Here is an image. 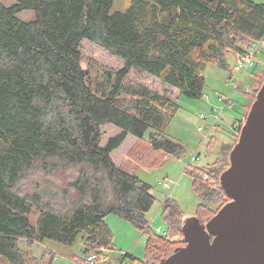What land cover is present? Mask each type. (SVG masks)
<instances>
[{"label": "trees", "instance_id": "1", "mask_svg": "<svg viewBox=\"0 0 264 264\" xmlns=\"http://www.w3.org/2000/svg\"><path fill=\"white\" fill-rule=\"evenodd\" d=\"M14 1L10 7L0 2V264H44L21 250V240L73 245L83 235L86 254L102 247L111 252L106 217L118 215L146 232L147 214L156 202L152 186L121 169L113 154L130 136L171 157L185 154V147L165 134L178 103L132 82L130 70L137 68L199 101L206 67L229 70L228 48L241 52L264 38V4L131 0L125 11H114V0ZM28 10L35 19L20 20L18 14ZM86 40L121 58L125 67L90 61L82 67ZM257 82L264 84V72ZM252 102L244 106L246 115ZM109 125L117 134L102 143ZM37 166L52 174L69 172L61 192H52V208L45 207V192L20 193ZM228 166L229 156L205 182L194 175H210L213 164L204 168L207 172L188 167L203 199L196 211L202 223L229 202L219 183ZM178 209L173 201L163 204L169 236L152 234L145 260L124 252L120 263L156 264L184 246L185 241L170 238L175 231L183 237ZM33 210L39 213L36 222Z\"/></svg>", "mask_w": 264, "mask_h": 264}, {"label": "rangeland", "instance_id": "2", "mask_svg": "<svg viewBox=\"0 0 264 264\" xmlns=\"http://www.w3.org/2000/svg\"><path fill=\"white\" fill-rule=\"evenodd\" d=\"M130 1L114 0V11H125L130 5ZM251 1L261 3V5L264 4V0ZM0 2L8 7L16 4L14 0H0ZM18 18L22 21L30 22L35 19V13L30 10L23 11L18 14ZM81 53L84 56L82 67L85 69L88 66L86 63L88 61L116 70L117 68L123 69L125 67V62L121 58L112 55L102 47L87 40L82 42ZM229 64V70H224L217 65L206 67L203 71L205 78L204 95L199 101L179 95V91L163 84L160 79L137 68L130 70L129 76L132 82L141 83L160 93H166L172 96L178 103V111L167 126L165 134L167 137L180 142L185 147V154L180 158L172 157L163 164L152 165L149 171L145 169L139 170L138 177L152 186V193L156 198L154 206L147 214L149 222L148 231L142 232L132 223L118 215H108L106 223L113 235V238H111L113 250L112 252L107 251V256H109L108 261L104 263L105 260L102 258L97 261V264H121L120 255L124 254V252L131 253L137 258L145 260L147 258L146 244L150 236L156 233L157 226L162 225L165 230H168L162 210L163 204L166 201L175 202L184 219H190V217L196 215L198 206L203 203V199L194 189V177L189 172L188 167L190 171L198 170L199 172L202 169V171L207 172L208 169L204 168L213 164L211 174L203 175L214 179L218 171L226 165L229 150L234 147L237 143L236 141L239 139L241 129L237 133H234L235 128L233 126L235 121L241 118V110L244 106L252 101L253 104L256 99L257 95L248 93L252 87H263L262 83L261 85L257 82L260 74L264 72L263 50L258 53L255 66L241 78L238 89H234L233 82L229 81L234 67L231 56L229 57ZM239 78L240 76H238ZM222 95L231 96L230 105L220 101L219 97ZM250 98L253 99L251 100ZM248 113L247 115L245 114L243 123H245ZM201 115H204L205 119L201 118ZM215 115H219L220 119L216 122V129L207 138L204 135L206 128L213 125L216 120ZM106 127L103 128L105 135L102 143H105L109 136L117 134L115 126L109 125ZM200 127L203 131L199 130ZM129 138H132V140H128L127 146L124 149H136V141L134 140L136 138L133 136ZM134 151V162L149 161L147 159L150 158L149 155L144 152L141 146ZM194 156L198 157L199 160H192ZM114 158L123 159L122 153L115 154ZM68 173L58 171L52 174L37 166L26 175L25 181L21 185L20 193L28 195L34 192H45V207L52 208V192H61L60 189L65 186ZM71 175L72 173H70ZM203 175L200 173V175L195 174L194 176L200 182L202 180L205 182ZM209 183H211L210 180ZM73 195L71 192V196ZM38 216L39 213L33 210V215L31 216L32 222H36ZM170 238L172 241L180 243L184 241L182 235L177 231ZM19 246L23 252L33 253L44 264H87L86 259L89 255L85 253L83 235H80L73 245H66L52 240H46L43 243H29L26 240H21Z\"/></svg>", "mask_w": 264, "mask_h": 264}, {"label": "water", "instance_id": "3", "mask_svg": "<svg viewBox=\"0 0 264 264\" xmlns=\"http://www.w3.org/2000/svg\"><path fill=\"white\" fill-rule=\"evenodd\" d=\"M262 86L219 178L229 202L206 223L196 215L184 219L185 245L156 264H264Z\"/></svg>", "mask_w": 264, "mask_h": 264}, {"label": "built area", "instance_id": "4", "mask_svg": "<svg viewBox=\"0 0 264 264\" xmlns=\"http://www.w3.org/2000/svg\"><path fill=\"white\" fill-rule=\"evenodd\" d=\"M263 50L264 52V38H261L259 40H255L251 42L250 44H247L245 47H243V50L241 52H236L235 54V62H234V67L232 69V74L229 78L230 82H233L234 84V89L239 88L240 80L243 77L244 74L247 73V71L251 70L255 66V62L257 59L258 53ZM238 76L240 78L238 79ZM261 87H252L250 92L248 94H254L257 95L260 91ZM220 101H222L224 104H231V96H220L219 97ZM215 111V110H214ZM216 120L213 123L212 126H208L206 128V133L204 134L207 138L213 133V131L216 129V122L219 121L220 116L215 115ZM201 118L205 119L204 115H201ZM200 131H203V129L200 127ZM192 160H199L198 157L194 156L192 157ZM208 178L204 176V180L206 181ZM156 232L161 234L163 237H168L169 234L165 231L164 227L162 228L161 226L156 228ZM107 249L102 247L98 250V252H92L88 255L86 259L87 264H97V261L99 259H104V263L108 261L107 256ZM112 252V251H111Z\"/></svg>", "mask_w": 264, "mask_h": 264}, {"label": "crops", "instance_id": "5", "mask_svg": "<svg viewBox=\"0 0 264 264\" xmlns=\"http://www.w3.org/2000/svg\"><path fill=\"white\" fill-rule=\"evenodd\" d=\"M230 53L229 57L231 56V59L233 62H235V54L236 52L230 48L227 49ZM178 91V90H177ZM180 95V94H179ZM246 114V110L245 107L241 110V118L237 119L234 123L233 128H235V132L237 133L239 131V125L242 124L245 120V115ZM237 127V128H236ZM235 135V134H234ZM132 138H128L125 143L122 145V147H120V149H118L114 154H113V160L116 161L115 163L119 165V167L121 169H123L125 172H128L132 175H137L139 174V170L140 169H145L147 171H149L151 168V166H156L157 164H163L165 163V161H168L169 159H171V156L165 155L164 153H160L157 151H154L151 146L148 144V142L144 141V140H139V139H134L135 145L137 146L136 149H130V150H125L124 148L127 146V142L128 140ZM144 141V142H143ZM147 143V144H146ZM142 147L144 152L146 154L149 155L150 158H147L149 161L147 162V160H145L146 162H134V154L135 151L133 152V150H137L139 147ZM122 153L123 159H115L114 155L117 153ZM139 154V153H138ZM147 163V164H146ZM161 226L163 228L162 225H158ZM157 226V227H158Z\"/></svg>", "mask_w": 264, "mask_h": 264}, {"label": "bare ground", "instance_id": "6", "mask_svg": "<svg viewBox=\"0 0 264 264\" xmlns=\"http://www.w3.org/2000/svg\"><path fill=\"white\" fill-rule=\"evenodd\" d=\"M243 125H244V123H242V124H240V125H239V127L241 126V128H240V129H242Z\"/></svg>", "mask_w": 264, "mask_h": 264}]
</instances>
